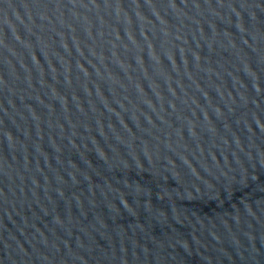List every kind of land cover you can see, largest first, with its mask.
<instances>
[{
  "label": "water",
  "instance_id": "water-1",
  "mask_svg": "<svg viewBox=\"0 0 264 264\" xmlns=\"http://www.w3.org/2000/svg\"><path fill=\"white\" fill-rule=\"evenodd\" d=\"M0 264H264V0H0Z\"/></svg>",
  "mask_w": 264,
  "mask_h": 264
}]
</instances>
